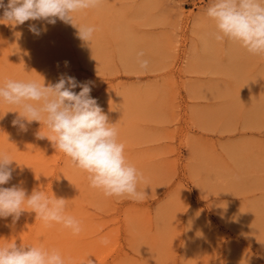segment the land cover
<instances>
[{
  "label": "rangeland",
  "instance_id": "374dc122",
  "mask_svg": "<svg viewBox=\"0 0 264 264\" xmlns=\"http://www.w3.org/2000/svg\"><path fill=\"white\" fill-rule=\"evenodd\" d=\"M211 3L102 0L77 17L95 28L91 44L59 20L40 36L28 25L41 22L0 23V84L47 86L61 73L91 81L90 95L116 124L147 194L105 197L36 138L39 122L21 132L12 125L17 114L4 115L18 109L0 104V151L19 164L4 187L65 198L82 228L74 235L26 211L16 223L0 219V243L56 249L66 264H264V56L214 41ZM14 224L25 229L10 239Z\"/></svg>",
  "mask_w": 264,
  "mask_h": 264
},
{
  "label": "clouds",
  "instance_id": "9594fccd",
  "mask_svg": "<svg viewBox=\"0 0 264 264\" xmlns=\"http://www.w3.org/2000/svg\"><path fill=\"white\" fill-rule=\"evenodd\" d=\"M101 3L102 0H7V3L0 0L3 10L0 23L15 28L28 21L41 22L28 25L29 32L40 36L48 25L59 20L77 29L78 39L91 44L95 28L78 23L77 17L99 8ZM205 15L214 23L211 33L214 41H229L250 55L264 56V0H212ZM141 57L142 52L138 53L139 67L146 70L149 62ZM68 63L65 61V66ZM77 88L79 92L75 91ZM92 89L91 81L81 82L66 73L47 86L44 79L43 83L8 79L0 84V104L18 109L4 115L16 113L12 125L21 132H27L33 122H39L41 128L35 133L36 138L47 139L56 151L85 172L90 187L105 197L144 200L145 188L139 187L143 174L127 161L116 124L109 122L97 99L90 95ZM43 128L50 134L44 133ZM14 161L0 151V219L11 217L16 223L24 212H35L36 218L46 225L60 224L78 235L82 231L81 222L66 214L65 198H56L54 194L49 197L40 189L29 195L22 184L4 187L13 178ZM0 264H66V261L56 249L7 242L0 243ZM88 264L94 262L88 259Z\"/></svg>",
  "mask_w": 264,
  "mask_h": 264
},
{
  "label": "bare ground",
  "instance_id": "6f19581e",
  "mask_svg": "<svg viewBox=\"0 0 264 264\" xmlns=\"http://www.w3.org/2000/svg\"><path fill=\"white\" fill-rule=\"evenodd\" d=\"M3 227V226H2ZM23 229H25V228H21L20 226H19V224H14V226H11L9 229H7V232L6 233H9V236H10V239L11 238H13L14 236L17 238L19 235H20V233H22V230ZM27 229V228H26ZM40 229V228H39ZM3 230H5V229H3ZM2 230H0V233H2L1 232ZM6 231V230H5ZM38 231V230H37ZM41 233V232H40ZM39 233V234H40ZM5 235H7V234H5ZM2 236H4V235H2ZM2 236H0V237H2ZM8 236V235H7ZM37 236V235H36ZM21 237H22V235H21ZM5 238V237H4ZM8 238V237H7ZM14 239V238H13ZM19 239V238H18ZM6 240V239H5ZM7 241V240H6ZM11 241V240H10ZM13 241V240H12ZM33 241H35V239L33 238ZM6 243V242H5Z\"/></svg>",
  "mask_w": 264,
  "mask_h": 264
}]
</instances>
